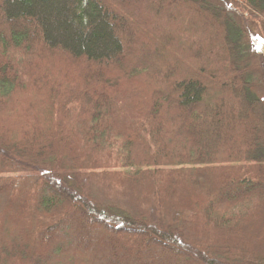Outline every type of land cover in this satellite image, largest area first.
I'll return each mask as SVG.
<instances>
[{
  "label": "trees",
  "instance_id": "trees-1",
  "mask_svg": "<svg viewBox=\"0 0 264 264\" xmlns=\"http://www.w3.org/2000/svg\"><path fill=\"white\" fill-rule=\"evenodd\" d=\"M254 36L264 0H0V264H264Z\"/></svg>",
  "mask_w": 264,
  "mask_h": 264
},
{
  "label": "rangeland",
  "instance_id": "rangeland-1",
  "mask_svg": "<svg viewBox=\"0 0 264 264\" xmlns=\"http://www.w3.org/2000/svg\"><path fill=\"white\" fill-rule=\"evenodd\" d=\"M257 35V34H255ZM254 47L256 49V60L254 61V67L256 69L257 75L263 76L262 68L264 67V40L261 39L259 36H254ZM258 79V78H257ZM257 91L260 93V95L264 96V84L257 85ZM264 99V98H263Z\"/></svg>",
  "mask_w": 264,
  "mask_h": 264
}]
</instances>
